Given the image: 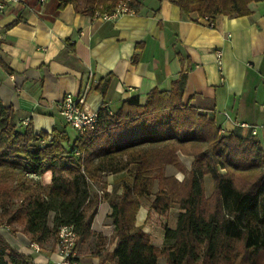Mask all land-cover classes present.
Returning <instances> with one entry per match:
<instances>
[{
    "label": "trees",
    "instance_id": "trees-1",
    "mask_svg": "<svg viewBox=\"0 0 264 264\" xmlns=\"http://www.w3.org/2000/svg\"><path fill=\"white\" fill-rule=\"evenodd\" d=\"M118 1L60 0V5L93 16L110 13ZM170 1L184 15L214 20L246 16L250 4L264 0ZM103 80L102 94L108 78ZM185 81L181 74L170 91L152 90L142 106L131 98L116 113L99 109L96 127L74 132L73 139L66 124L51 134L22 126L0 102V225L12 232L18 226L30 243L43 248L51 242L52 250L64 226L75 233L76 252L96 236L93 255L99 264H158L160 257L166 264H264V149L252 139L221 134L213 120L183 106ZM179 155L192 157L189 171ZM167 167L183 180L166 176ZM120 173L125 176L111 192L105 183L102 195L92 192L102 176ZM205 176L213 184L208 198ZM150 196V209L158 215L172 206L179 210L175 227L164 228L160 248L135 224L140 199ZM102 201L110 207L108 238L90 230ZM71 260L78 263L76 256ZM0 264L36 263L0 236Z\"/></svg>",
    "mask_w": 264,
    "mask_h": 264
},
{
    "label": "crops",
    "instance_id": "crops-1",
    "mask_svg": "<svg viewBox=\"0 0 264 264\" xmlns=\"http://www.w3.org/2000/svg\"><path fill=\"white\" fill-rule=\"evenodd\" d=\"M132 8L134 13L104 20L78 12L72 4L61 6L60 0L7 3L0 11L3 107L12 109L19 124L27 120L34 132L51 134L65 125L59 115L65 95L77 96L86 84L85 112L102 108L113 114L126 100L136 98L142 106L152 90L170 91L185 74L183 106L213 120L223 135L252 139L264 149V1L250 4L246 16L216 17L214 28L201 24L196 14H182L170 0H133ZM216 52H221V69ZM106 78L102 94L99 86ZM70 136L75 137L74 131ZM179 159L189 171L192 157ZM165 175L179 182L184 178L171 167ZM124 176H102L106 191L118 187ZM203 184H212L211 178L205 176ZM151 200L140 199L135 224L161 247L164 228L175 227L179 210L167 212L175 213L171 226L155 227L153 222L166 221L169 214L152 211ZM109 214L108 203L100 202L90 226L94 234L110 236ZM1 237L23 254L32 257L35 252L25 235ZM96 244L92 236L83 247L94 246V252ZM54 252L52 259L58 258ZM84 255L86 263L77 264H89V258L99 264L95 255Z\"/></svg>",
    "mask_w": 264,
    "mask_h": 264
},
{
    "label": "built area",
    "instance_id": "built-area-1",
    "mask_svg": "<svg viewBox=\"0 0 264 264\" xmlns=\"http://www.w3.org/2000/svg\"><path fill=\"white\" fill-rule=\"evenodd\" d=\"M23 1L24 0H1L0 11L4 9L7 3L20 4ZM39 1L43 2L45 0ZM131 2L132 0H119L115 8L110 13L99 14L98 12H95L93 17L108 20L121 14L134 13L133 8L131 7ZM199 22L209 28H214L215 26L214 20L209 16L199 17ZM216 64L217 67L221 69V52H216ZM93 84L95 85V82H93ZM88 88L89 85L86 84L84 90L77 96H72L70 94L65 95L59 106V115L63 119L64 123L77 134L92 131L98 122V111L88 114L84 110ZM22 125L26 127L27 120L23 122ZM240 127L244 128L246 125L240 124ZM221 134H223L222 131ZM251 135H256L255 128H251ZM29 178L37 179V177L34 176H29ZM99 193L102 195L101 191ZM75 239L76 236L71 227L64 226L59 228L55 249L59 252L60 258L55 264H75L71 260L77 254L75 250ZM31 246L36 251L38 250L37 245L32 244Z\"/></svg>",
    "mask_w": 264,
    "mask_h": 264
},
{
    "label": "rangeland",
    "instance_id": "rangeland-1",
    "mask_svg": "<svg viewBox=\"0 0 264 264\" xmlns=\"http://www.w3.org/2000/svg\"><path fill=\"white\" fill-rule=\"evenodd\" d=\"M97 8H101V6L100 5H98V7ZM166 169V168H165ZM220 172V174H223L224 173V170H220L219 171ZM164 173H165V170H164ZM42 180V182H43V184H46V182L48 181V179L47 178H43V179H41ZM102 183H104V181H103V179L101 178L100 179V182L99 183H94L93 184V186H92V190H94V193H98L99 194V196H100V190H101V184ZM203 186H204V193H205V196L208 198L211 194H212V192H213V184H209V185H204L203 184ZM149 198V197H148ZM152 198H153V196H152ZM18 202H19V200L17 199V200H13L11 203L13 204V205H17L18 204ZM15 207V206H14ZM174 208H177L176 206H172L170 209H174ZM166 214H169L168 216H166V221L164 220V221H158L159 223H156V222H153V224L155 225V227H158V228H161V227H163V225H164V223H166L168 226H171L172 224H173V218L175 217V213H174V211H171L170 213H166ZM163 220V219H162ZM109 222V221H108ZM15 232H12L11 231V229L9 228V227H7V226H5V225H0V236L2 235V233L4 234L5 233V237L6 238H10V236H19V237H21L22 235H24L21 231H20V227H18V226H16L15 228ZM15 234V235H14ZM22 234V235H21ZM151 240V239H150ZM151 243L153 244L154 243V241L153 240H151ZM87 244V243H86ZM86 244H84L83 246L85 247V245ZM30 245V248H32V243H30L29 244ZM83 246H81V249H82V251L81 250H77V254H76V257L78 258V261H81V262H85L84 261V259H86L87 257H86V255H84L85 253H87V254H90V255H92L93 254V252H92V250L94 249L93 247L94 246H90V245H88V247H86V249L87 248H89V250H90V252H88V249L86 250ZM156 247H158V246H156ZM44 248V250L41 252V251H39L40 250V248L38 247V250L36 251L34 248H32L35 252L33 253V255H32V258H33V261L36 263V264H55L56 262H58V260H59V252H57V250L54 248V250H52V243L51 242H49L45 247H43ZM158 248H160V247H158ZM85 250V251H84ZM53 251H55L54 253H55V256H57L58 258H56L55 257V259H52L53 258ZM85 256V257H84ZM43 257V258H42ZM47 259V260H46ZM88 261H89V264H93L92 263V261L90 260V258L88 259ZM46 262V263H45ZM86 263V262H85ZM95 264V263H94ZM158 264H166V262H165V259L163 258V257H160L159 259H158Z\"/></svg>",
    "mask_w": 264,
    "mask_h": 264
}]
</instances>
